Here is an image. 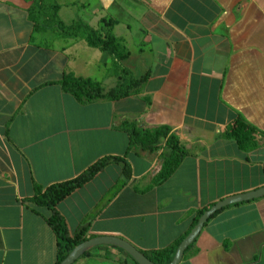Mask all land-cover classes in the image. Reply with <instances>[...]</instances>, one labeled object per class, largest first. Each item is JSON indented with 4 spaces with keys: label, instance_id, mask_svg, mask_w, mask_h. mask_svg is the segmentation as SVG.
Returning <instances> with one entry per match:
<instances>
[{
    "label": "crops",
    "instance_id": "0c3cea01",
    "mask_svg": "<svg viewBox=\"0 0 264 264\" xmlns=\"http://www.w3.org/2000/svg\"><path fill=\"white\" fill-rule=\"evenodd\" d=\"M33 2L0 0V264L55 263L50 212L30 201L34 187L75 179L103 158L126 161L125 187L110 163L56 210L72 236L92 216L90 239L142 254L173 244L198 211L264 187V141L240 149L221 138L240 117L264 140V0H56L64 25L74 7L94 30L113 22L122 67L144 79L127 98L87 105L53 83L71 74L107 93L117 84L110 56L80 37L36 32ZM123 123L166 127L183 147L163 183V147L129 148ZM191 245L179 264H264V196L216 213ZM88 252L74 264H136L113 246Z\"/></svg>",
    "mask_w": 264,
    "mask_h": 264
},
{
    "label": "trees",
    "instance_id": "16d2710c",
    "mask_svg": "<svg viewBox=\"0 0 264 264\" xmlns=\"http://www.w3.org/2000/svg\"><path fill=\"white\" fill-rule=\"evenodd\" d=\"M59 10L60 6L57 4L56 0H34L33 4L28 9V18L34 25L33 29L36 32H44L47 30L56 32L65 40H74L78 37H84L89 47L99 48L110 56L112 65L115 68L117 67L118 79L116 86L107 93L104 92L99 83L89 78H75L71 74H63L62 79L53 84L59 85L63 93L70 95L81 105H87L102 99L117 101L127 98L131 92L139 87L144 79L141 81L136 80L128 70L122 67L120 62L126 53L120 56L118 54L120 48H117L115 52L114 41H117V39L112 37L113 22L103 19V22L105 24L107 23L108 29H103L101 30L102 32L95 31L80 20L73 21L70 25H64L58 17ZM41 18L42 23L39 24ZM121 51L123 52L125 49L122 47ZM120 130L127 133L129 148L156 152L163 147L162 169L155 181L157 185L163 183L187 155L183 147L179 145L177 139L166 127L142 131L139 130L135 124L123 123ZM254 133L255 130L245 124L242 118L238 117L235 122L223 130L221 138L231 140L240 149H245L249 141L252 140ZM110 163H117L121 166V180L117 186V189L120 190L125 187L131 175L130 168L123 158H103L90 166L75 179L52 185L44 190L38 186L34 187V196L30 201L50 212L46 223L56 237L57 254L54 264H60L75 247L90 240V237L87 236V227L89 221L92 219L91 216V218L86 221V224L83 223V226L72 236L63 218L57 212L56 206L73 194L77 189L91 181ZM204 212L205 209L197 212L188 232L197 224ZM188 232L162 250L141 254L152 264H170L178 246L184 240ZM88 255L89 252H86L82 257Z\"/></svg>",
    "mask_w": 264,
    "mask_h": 264
},
{
    "label": "water",
    "instance_id": "95a60500",
    "mask_svg": "<svg viewBox=\"0 0 264 264\" xmlns=\"http://www.w3.org/2000/svg\"><path fill=\"white\" fill-rule=\"evenodd\" d=\"M264 196V187L256 190L254 192H250L247 194H242L239 196H234L232 198H228L222 200L208 210H206L200 219L198 220L195 227L189 232V234L184 238V240L178 246L176 253L170 264H179L182 260V257L187 250V248L194 242L196 237L201 232L203 226L208 222V220L214 216L216 213L221 211L222 209L240 203L249 202L252 200H256L260 197ZM98 246H113L121 251L125 252L129 255L136 264H152L148 261L140 252H138L131 245L126 242L111 237H103V238H94L88 241L83 242L79 246L75 247L71 253L60 263V264H74L81 256H83L89 250L98 247Z\"/></svg>",
    "mask_w": 264,
    "mask_h": 264
},
{
    "label": "rangeland",
    "instance_id": "374dc122",
    "mask_svg": "<svg viewBox=\"0 0 264 264\" xmlns=\"http://www.w3.org/2000/svg\"><path fill=\"white\" fill-rule=\"evenodd\" d=\"M36 1V0H35ZM77 6V5H76ZM73 11H71V19L69 20L70 22L71 21H75V20H79V16H78V12H76V11H74L75 10V7L72 9ZM74 15V16H73ZM103 19H105L106 20V18H103ZM103 19L102 20H100V24L102 25V28H101V30H103V29H108L107 28V23L105 24L104 22H103ZM81 21V20H80ZM103 22V23H102ZM42 23V18L39 20V24H41ZM105 26V27H104ZM108 26H109V24H108ZM95 31H98V30H95ZM100 32V31H99ZM51 33H53L55 36H57L56 34V32H52L51 31ZM97 34H98V32H97ZM100 36V35H99ZM107 36V35H106ZM59 37V36H58ZM112 37H115V36H112ZM60 38V37H59ZM82 38V40H84L85 41V38L84 37H81ZM114 39V38H113ZM86 42V41H85ZM120 41H118V43H117V41H114V43H115V52H116V49L117 48H120L119 49V51H118V54L120 55V56H123L124 55V53H125V51L124 52H122L121 51V49H122V47L125 49V45H124V43L123 42H120ZM88 45V44H87ZM118 55V56H119ZM117 68V67H116ZM116 68H113V70H115L114 72L115 73H113V71L111 72L112 73V77H113V75L115 74L116 75V78L118 79V72H117V70H116ZM260 138H261V140H258V137H256V136H253L252 137V140H250L249 141V144L246 146V148L245 149H251V148H253V147H256L260 142H262V141H264L263 140V138L261 137V136H259ZM167 154V153H166ZM161 157H162V155H161ZM171 161V160H170ZM161 172V171H160ZM115 191V189H112L111 190V194L113 193ZM88 221V220H87Z\"/></svg>",
    "mask_w": 264,
    "mask_h": 264
}]
</instances>
